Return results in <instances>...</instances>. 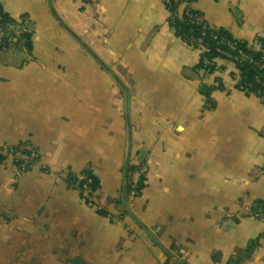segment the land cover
Segmentation results:
<instances>
[{
    "label": "crops",
    "instance_id": "0c3cea01",
    "mask_svg": "<svg viewBox=\"0 0 264 264\" xmlns=\"http://www.w3.org/2000/svg\"><path fill=\"white\" fill-rule=\"evenodd\" d=\"M0 3L34 31L32 56L0 49V264H228L260 236L241 264H264V100L234 87L233 62L199 68L167 0H53L106 66L48 0ZM194 7L242 41L264 39V0ZM25 141L40 160L19 172L1 150ZM130 145V163L153 160L132 216ZM85 170L101 182L91 199L71 184Z\"/></svg>",
    "mask_w": 264,
    "mask_h": 264
},
{
    "label": "trees",
    "instance_id": "16d2710c",
    "mask_svg": "<svg viewBox=\"0 0 264 264\" xmlns=\"http://www.w3.org/2000/svg\"><path fill=\"white\" fill-rule=\"evenodd\" d=\"M195 1L197 0H167V5L171 13L170 24L176 33L194 47L202 49L203 54L199 68L204 69L208 74H213L218 68L217 62L214 60L227 59L233 62L237 68L236 73L231 72L234 87L244 91L247 95H255L264 100V39L258 38L254 44H251L236 38L224 28L212 25L194 7ZM31 23L28 15L17 19L0 3V49L16 48L32 56L34 31ZM1 32H4L2 36ZM205 59L210 60V63H207ZM217 87H223V81H217L216 86L205 91L209 100L212 91ZM21 143L34 145L31 141ZM5 149L6 147L2 148L1 152L3 153ZM139 163L131 162L128 172L127 196L133 201L141 197L148 186V173L141 176L136 186L132 183L133 174L140 166ZM15 164L18 169L22 168L21 163L15 161ZM29 170L30 168L25 171ZM85 172L93 179V183L89 186L90 191L96 192L101 185L99 178L91 170H85ZM71 175V184L74 186L76 176L75 173ZM82 194L86 196L84 192ZM100 211L102 214H107L104 210ZM261 237L250 240L244 254L232 256L228 264H241L244 259H250L261 245ZM213 258L216 262H220L222 254L216 252Z\"/></svg>",
    "mask_w": 264,
    "mask_h": 264
},
{
    "label": "built area",
    "instance_id": "2783aa9c",
    "mask_svg": "<svg viewBox=\"0 0 264 264\" xmlns=\"http://www.w3.org/2000/svg\"><path fill=\"white\" fill-rule=\"evenodd\" d=\"M3 34L4 32H1V36ZM205 60L207 63H210V60ZM214 62H216V60H214ZM3 155L7 159H12L13 162L16 161L18 163H21L22 168L19 169V172H23L28 168L33 169L35 167L40 158V150L32 144L20 143L16 146L6 147V149L3 151ZM152 162L153 160L149 159L146 162L139 163L140 166L132 177V183L134 186L138 184L143 174L148 173ZM75 176V188H77L81 193L84 192L86 195L90 190L89 186L93 183V179L89 175H87L85 171L76 172Z\"/></svg>",
    "mask_w": 264,
    "mask_h": 264
},
{
    "label": "water",
    "instance_id": "95a60500",
    "mask_svg": "<svg viewBox=\"0 0 264 264\" xmlns=\"http://www.w3.org/2000/svg\"><path fill=\"white\" fill-rule=\"evenodd\" d=\"M49 1V5L54 13V15L56 16V18L58 19V21L60 22V24L71 34L73 35L84 47H86V49H88L90 51V53L92 55H94L99 61L100 63H102L104 66H106V64L104 63V61H102L93 51H91L87 45L86 42L62 19V17L60 16V14L58 13V11L56 10V7L54 6L53 0H48ZM126 93H127V97L129 98L130 95V91L126 88ZM131 153H132V146L130 145L129 150H128V156H127V160H126V165H125V169H124V193H125V208L126 211L129 215H133L132 214V210L130 209V205H129V201H128V196H127V180H128V172H129V166H130V159H131ZM175 259L177 260L178 264H187L185 261H182L180 258L175 257Z\"/></svg>",
    "mask_w": 264,
    "mask_h": 264
},
{
    "label": "rangeland",
    "instance_id": "374dc122",
    "mask_svg": "<svg viewBox=\"0 0 264 264\" xmlns=\"http://www.w3.org/2000/svg\"><path fill=\"white\" fill-rule=\"evenodd\" d=\"M92 192L89 190L88 193L86 194V197H88V199H91L93 197V195L95 194V192ZM128 201H129V205H131L134 201L132 200V198H128ZM121 211H124V210H121Z\"/></svg>",
    "mask_w": 264,
    "mask_h": 264
}]
</instances>
